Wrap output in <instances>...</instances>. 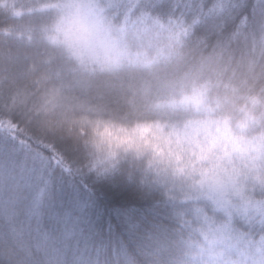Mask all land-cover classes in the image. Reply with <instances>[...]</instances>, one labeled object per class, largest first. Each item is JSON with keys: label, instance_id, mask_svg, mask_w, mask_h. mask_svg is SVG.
Segmentation results:
<instances>
[{"label": "clouds", "instance_id": "obj_1", "mask_svg": "<svg viewBox=\"0 0 264 264\" xmlns=\"http://www.w3.org/2000/svg\"><path fill=\"white\" fill-rule=\"evenodd\" d=\"M7 7L0 0V9ZM212 10L233 21L238 45L259 51L264 72V0L250 7L214 0ZM42 37L59 61L88 74L120 70L137 43L99 14L96 0H58ZM238 62L248 65L244 55ZM258 87L264 93V80ZM236 103L253 126L264 122V99L241 89ZM23 110L40 136L66 133L81 146L75 174L98 188L57 205L49 158L38 149L20 158L0 154V264H264V232L253 243L195 211L227 201L237 183L264 185V175H256L257 167L264 172V157L245 166L231 152L212 94L193 90L168 109L121 116L66 112L40 87L26 96ZM239 132L234 121L231 133ZM253 208L264 220V197ZM45 217L53 220L46 234L18 235L25 221Z\"/></svg>", "mask_w": 264, "mask_h": 264}, {"label": "trees", "instance_id": "obj_2", "mask_svg": "<svg viewBox=\"0 0 264 264\" xmlns=\"http://www.w3.org/2000/svg\"><path fill=\"white\" fill-rule=\"evenodd\" d=\"M98 1L104 7V18L137 38L129 63L116 72L83 73L59 61L50 51L42 30L51 21L58 0H4L8 7L0 9V154L20 158L38 149L49 158L55 166L52 179L57 205L78 193L97 190L90 178L75 174L83 159L78 143L66 133L40 136L32 124L26 123V96L47 87L53 103L66 112L103 109L121 116L149 108L168 109L193 90L212 94L213 107L222 112L231 152L245 166L255 165L264 157V137L260 135L264 122L253 126L236 103L241 89L249 90L257 102L264 99L258 87L264 80L261 57L258 50L249 52L238 45L233 21L212 10L214 0ZM224 2L251 4V0ZM210 52L221 55L213 59ZM228 52L232 53L230 60ZM241 55L246 56L247 66L238 62ZM234 121L240 129L238 135L231 133ZM215 142L213 137L210 147ZM256 175L264 172L257 167ZM236 187L242 197L232 205L207 203L195 211L212 219L222 232L255 243L264 232V220L253 207L246 211L240 205L244 198L252 206L261 200L264 185L248 179ZM52 225L50 218H31L21 225L18 235L24 231L43 235Z\"/></svg>", "mask_w": 264, "mask_h": 264}, {"label": "rangeland", "instance_id": "obj_3", "mask_svg": "<svg viewBox=\"0 0 264 264\" xmlns=\"http://www.w3.org/2000/svg\"><path fill=\"white\" fill-rule=\"evenodd\" d=\"M96 4H97V9H98V12H99V14L102 16L103 14V8H102V6H101V4H100V2L98 1V0H96ZM103 17V16H102ZM238 189H237V187H236V190L230 195V197H229V199L227 200V201H223V200H221V201H218V202H216V205H218V206H225V205H232L233 203H234V201L235 200H238V199H241V197L242 196H240V195H237L238 194V192H236ZM236 192V193H235ZM234 194V195H233ZM233 196V197H232ZM241 209H243V210H246V211H248V210H252V208L251 207H253L249 202H248V200L247 199H245L244 198V200L242 201V203H241Z\"/></svg>", "mask_w": 264, "mask_h": 264}]
</instances>
